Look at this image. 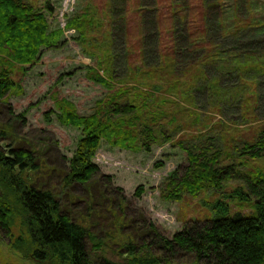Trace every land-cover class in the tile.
Here are the masks:
<instances>
[{"label":"trees","instance_id":"1","mask_svg":"<svg viewBox=\"0 0 264 264\" xmlns=\"http://www.w3.org/2000/svg\"><path fill=\"white\" fill-rule=\"evenodd\" d=\"M248 2L232 1L231 24L226 0H107L106 28L87 11L72 15L65 28L78 33L76 40L106 32L96 46L100 53H93L106 76L87 66L89 79L109 91L122 79L131 86L113 90L88 114L67 98L56 99L55 108L43 114L46 122L55 116L81 131L67 158L45 138L21 137L17 129L27 119L8 101L22 90L15 74L35 65L45 49L63 47L64 29L51 28L46 13L28 0H0V243L38 264H176L178 254L189 256L190 264H264V164L245 169V161H264V130L252 141L228 146L211 125L183 139L182 118L172 116L166 126L165 110L148 120L142 116L149 100L173 102L169 93L196 110L238 111L237 124L248 123L250 115V121L264 118V20H254ZM46 9L52 10L49 3ZM135 41L141 65L130 59ZM102 141L130 151L165 143L180 147L187 163L165 179L161 197L181 201L221 192L206 202L211 216L186 222L172 237L148 218L140 229L124 230L129 198L93 161ZM232 182L238 185L224 191ZM73 188L84 196L79 201L86 215L65 208L63 195ZM142 194L141 185L134 195ZM230 198L252 202L253 212L231 213ZM96 210L113 230L97 232L90 218L102 215ZM109 242L114 258L106 255ZM4 260L0 252V264Z\"/></svg>","mask_w":264,"mask_h":264},{"label":"rangeland","instance_id":"2","mask_svg":"<svg viewBox=\"0 0 264 264\" xmlns=\"http://www.w3.org/2000/svg\"><path fill=\"white\" fill-rule=\"evenodd\" d=\"M28 1L46 13L51 28L61 27L64 29L67 43L63 47L45 49L35 65L27 66L25 73L18 72L15 74V78L21 81L22 90L20 93L11 94L8 101L14 113H23L27 119L26 124L17 129L21 137L34 142L45 138L49 140V142L45 141L46 143L55 144L59 155L71 158L81 137V131L75 127L62 125L55 116L52 117L51 122H46L43 114L51 108H55L56 99L62 98L73 101L80 113H91L98 108L100 102L107 99L108 94L112 93L113 90L121 86H131L129 85L130 80L122 79L121 82L113 83L114 88L109 91L89 79V74H86L85 69L87 66L97 68L101 75L106 76V72L98 68L97 59L93 56V53H100L96 46L106 40V32H99L95 38H89L82 42V40H76L78 33L74 29L67 30L65 28L67 20L76 12L81 11L91 13L96 21L103 22L106 28L109 24L108 12L110 9L106 6L107 0ZM232 1L226 0L225 3L227 7L226 22L228 24H231ZM248 1L254 20H264V0ZM47 3L51 6V11L46 9ZM130 57L135 65H141L138 41L131 45ZM165 94L174 101H178L181 106L178 107L176 103H173L174 101L162 105L161 99L157 97L155 100L148 101L142 116L145 119H150L154 112L165 110L162 121L166 126L168 125L167 121L172 116L182 118V122L187 127L179 135L183 139H191V136H200L201 133H205L209 127H204L205 124L213 126V133L223 136L228 146L232 145L234 141H252L264 130V118L250 121L251 115L249 114L248 123L237 124L234 119L239 116L240 112L238 111H226L221 114L216 109L196 110L195 107L186 104L183 98L169 93ZM130 95L132 97V92ZM199 117L201 120H196ZM167 130L169 132L170 128L167 127ZM227 149L228 147H226ZM186 160V152L169 143L153 145L150 151H130L112 147L106 141L101 142L93 161L99 165L104 175L113 177L112 185L122 187L125 196L129 198L124 230H134L135 226L140 229L142 221L148 218L163 231L165 236L172 237L174 233L183 228L186 222L203 221L211 216V208L206 202H213L221 197V192H216V194L201 193L197 197L186 195L181 201H168L161 197L160 186L162 183L178 166L186 164ZM245 162V169L263 166L264 164L262 158ZM158 164L162 165L159 166ZM57 182L56 180L55 183ZM141 185L143 186V194L138 198L134 194ZM237 185L238 183L232 182L224 188V191L225 189L229 191ZM63 197L67 202L65 208L68 212L75 216L77 213L86 215L84 203L79 201L84 199L81 191L73 188ZM228 201L231 206V213L239 212L248 215L253 212L252 202L240 201L239 198H230ZM97 212L101 213L102 211ZM90 218L97 224V232L104 234V232L113 230L111 221L105 217V213L102 212L101 216L99 214L92 215ZM109 246L110 248L106 249V255L114 258L111 251L114 246L111 242H109ZM0 252L5 257L4 264H38L10 250L7 242L0 243ZM177 257L179 258L174 259L176 264H190L192 261L186 255L178 254Z\"/></svg>","mask_w":264,"mask_h":264}]
</instances>
